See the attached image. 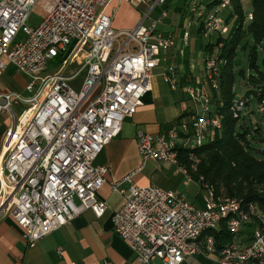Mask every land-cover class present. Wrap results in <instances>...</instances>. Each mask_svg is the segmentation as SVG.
Wrapping results in <instances>:
<instances>
[{
    "label": "built area",
    "instance_id": "2783aa9c",
    "mask_svg": "<svg viewBox=\"0 0 264 264\" xmlns=\"http://www.w3.org/2000/svg\"><path fill=\"white\" fill-rule=\"evenodd\" d=\"M114 1L0 0V80L9 64L29 78L26 93L0 92V113L10 119L0 146V215L16 219L30 246L88 208L97 217L105 214L109 202L98 193L112 166L97 164V157L120 135L125 118L143 106L145 95L153 90L162 53L176 45L159 27L168 11L152 18L154 8L168 0H117L113 5ZM203 1L185 0V44L195 19L206 39L228 33L225 13L232 1L212 0L207 5ZM124 3L152 6L141 10L137 26L117 30L114 19ZM38 5L45 16L31 26ZM20 32L25 37L17 40ZM59 57V65L50 67ZM223 61L215 54L205 57L202 81L184 87L201 111L167 135L138 132L142 164L169 162L189 176L179 161V149L194 159L191 150L206 142L212 128L222 126L206 87L219 89ZM79 77L82 80L76 83ZM163 77L173 89L179 87L174 66L164 70ZM247 108V100L236 98L231 111L242 118ZM259 109L264 112V102ZM200 182L204 207L172 190L137 185L132 175L111 182L112 191L124 199L113 211V226L137 261L161 258L164 264H181L188 254L216 251L217 264H264V210L256 201L220 196L212 184L203 178ZM223 221L232 238L219 246L215 236L205 232L220 228ZM252 221L250 241L241 242L243 224ZM104 264L113 262L105 259Z\"/></svg>",
    "mask_w": 264,
    "mask_h": 264
},
{
    "label": "crops",
    "instance_id": "0c3cea01",
    "mask_svg": "<svg viewBox=\"0 0 264 264\" xmlns=\"http://www.w3.org/2000/svg\"><path fill=\"white\" fill-rule=\"evenodd\" d=\"M116 3L117 0L113 5ZM124 7L135 16L127 24L129 28L137 26L141 21L143 5L134 7L124 3ZM189 60L190 57L177 65L170 63V66H174L178 72L179 87L177 89H173L164 78L160 81L154 72L153 90L145 95L143 106L133 116L125 118L120 135L113 139L97 157V164L112 166V171L107 176V183L98 193L101 199L109 202V208L105 214L97 217L93 210L88 208L69 223L39 239L34 246H30L25 241L22 228L12 215H0V264H104L105 259H110L113 264H142L137 261L130 245L115 231L112 221L114 209L120 206L124 199L120 194L112 191L111 182L121 180L128 175H132L137 185H156L183 194L187 200L199 207L205 206L201 179H195L189 173L202 191L190 200L180 189L191 185L189 176L183 171H178L177 165L169 162L149 160L142 164L137 144V135L140 130L167 135L173 126L178 125L182 120L190 119L191 115L198 111L197 104L184 91L189 79L195 82L202 80L196 76L198 68L194 67L193 62ZM201 73L204 74L203 71ZM81 80L78 78L75 82L80 83ZM28 81V76L9 64L0 80V92L26 93ZM9 122V116L0 113V146ZM169 172H172L175 177L182 175L181 186L177 185L173 179L164 183L157 180L167 176ZM254 225V221L243 224L238 235L241 242L250 241ZM58 247H62V252L59 253ZM217 257L216 251L188 254L181 264H217ZM144 264L164 263L161 258H155L150 263Z\"/></svg>",
    "mask_w": 264,
    "mask_h": 264
},
{
    "label": "trees",
    "instance_id": "16d2710c",
    "mask_svg": "<svg viewBox=\"0 0 264 264\" xmlns=\"http://www.w3.org/2000/svg\"><path fill=\"white\" fill-rule=\"evenodd\" d=\"M180 1L183 5L177 6L176 11L184 16L186 3L185 0ZM231 1L232 6L226 13L229 23L234 19L230 31L225 37L208 39L205 45L207 57L222 43L215 54L224 60L219 66V89L212 90L213 113L222 117V126L212 128L206 142L191 150L200 158L198 162L186 157L189 153L182 147L179 149V161L195 179L203 178L212 184L218 195L239 197L245 202L256 201L264 210V148L251 144V139L264 142V129L260 122L256 126L239 124L241 118L234 117L231 111L237 97L235 82L238 74L249 85L245 94L248 108L252 100H257L259 106L264 102V0H250L249 12L245 10L244 0ZM250 12L252 19L248 17ZM199 31L202 32V27ZM240 50L242 54L248 50L247 60L251 69L248 75L245 69L238 72L235 68ZM205 233L213 234L219 246L232 238L225 221L220 228H211Z\"/></svg>",
    "mask_w": 264,
    "mask_h": 264
},
{
    "label": "rangeland",
    "instance_id": "374dc122",
    "mask_svg": "<svg viewBox=\"0 0 264 264\" xmlns=\"http://www.w3.org/2000/svg\"><path fill=\"white\" fill-rule=\"evenodd\" d=\"M212 0H204L203 4L207 5L209 2H211ZM182 2L180 0H168L165 4H160L158 6H156L152 12V18H159L161 16V13L166 10L168 11L169 16L163 19V22L160 24V30L162 32L165 33V35H169L171 34L173 39L175 40L176 45L174 47H172L171 49L165 51L162 53L161 57H162V64L160 65V67H158L155 70V73L158 75V79L161 81L163 80V73L164 70L168 69L170 66V63H173L175 65L179 64V63H183V61H185L187 58L190 57L189 61H192L193 64L195 65L194 67L198 68L197 69V78L198 79H203L204 74H202L201 72L203 71L204 73V63H203V58L205 57V45L208 41V39L204 38L203 33L201 31H199V27H198V22H196L195 20L193 21V25L190 28V39L188 44L184 43V39L183 34L185 31V18L184 16L176 11V7L177 6H182ZM152 6V4L150 3H145L144 4V9L148 10L150 7ZM215 6L213 5L212 8H214ZM244 7L245 10L247 12H249L251 10V3L250 0H244ZM185 10L187 9V4L184 5ZM190 8V7H189ZM135 10V9H134ZM227 13V12H226ZM225 13V14H226ZM45 13L44 10L42 9V7L40 5L36 6L33 11H32V15L30 17L29 20V24L31 26H35L38 25L44 18ZM134 15L131 14L129 11H127V9L124 7V4H122L118 10V12L116 13L115 19H114V26L115 28H118L117 30L120 29H130L127 24L130 23L133 19H134ZM142 17V14L140 16V18ZM228 18V17H227ZM227 18L225 19V24L227 25L228 32L230 31V28L232 26V23L234 21V19L232 20V22L229 23V21L227 20ZM149 21L147 20L145 22V24H148ZM222 32L221 35L220 34H216V37H225L227 36L228 33H224ZM25 37V34L23 32H20L17 40H21ZM251 44L252 41H250ZM222 43H219V46H221ZM219 46H216L214 48V50L212 51L211 55L216 54L219 51ZM71 47V46H70ZM250 48H248L249 50ZM248 50L245 52V54H242V51L240 50V56L238 58V63L235 65L236 70L239 72L240 69H245L246 74L248 75L251 71L249 64H248V60H247V53ZM183 51V53H182ZM59 58L54 59L49 65L50 67H56L59 65ZM187 63V62H186ZM172 64V65H173ZM166 65V66H165ZM203 69V70H202ZM177 70H179V67H177ZM199 71V73H198ZM83 76V75H82ZM82 77H79V79ZM202 80H200L199 82H201ZM188 83H197L193 80L187 81ZM185 84V85H187ZM249 85L245 82L244 78L238 74L236 82H235V91L237 92V97L236 98H243L245 99V94L246 91L248 89ZM206 92L210 95L211 97V104H212V108H214V101L212 99L213 96V91L210 87H206ZM249 111L247 110V115L245 117H242L239 121V124H243V125H257L258 122L261 123L263 129H264V115L263 112L260 111L259 109V102L257 100H252L250 108H248ZM198 110L201 111L200 106H198ZM251 144L253 145V147H258L259 148H264V142L260 143L257 142L253 139H251ZM186 157L190 158L191 160L194 161V159L199 161V157L198 156H194V159H192L189 155H187ZM198 161H194L195 163ZM185 166V165H183ZM177 167V166H176ZM170 179H173L177 185L181 186L182 185V175H180L179 177H175L173 176L172 172H169L167 174V176H162L160 178H158L157 180L159 182H166ZM191 185L189 187L185 186V187H181L180 189L182 190V192L191 200L193 199V197L198 193V192H202L200 191V187L199 184L197 183V181L194 178H191Z\"/></svg>",
    "mask_w": 264,
    "mask_h": 264
},
{
    "label": "water",
    "instance_id": "95a60500",
    "mask_svg": "<svg viewBox=\"0 0 264 264\" xmlns=\"http://www.w3.org/2000/svg\"><path fill=\"white\" fill-rule=\"evenodd\" d=\"M263 152H264V150H263Z\"/></svg>",
    "mask_w": 264,
    "mask_h": 264
}]
</instances>
